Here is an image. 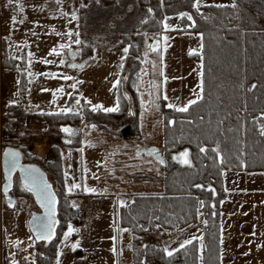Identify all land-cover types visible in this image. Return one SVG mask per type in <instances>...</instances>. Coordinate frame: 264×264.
<instances>
[{
	"label": "rangeland",
	"instance_id": "1",
	"mask_svg": "<svg viewBox=\"0 0 264 264\" xmlns=\"http://www.w3.org/2000/svg\"><path fill=\"white\" fill-rule=\"evenodd\" d=\"M84 4L87 6L81 13L80 9ZM232 4L233 0H195L194 6L200 9L207 5ZM184 15L190 19L188 13ZM139 17L135 0H118L104 7L95 0H0V154L6 147L17 148L22 153L24 164L48 169V180L58 196L57 176L52 172L61 167L64 191L63 197L59 198V205L61 202L62 210L69 208L76 212L77 220L85 215L83 209L71 203L73 198L85 195L79 185L80 155L85 162V169L91 170L100 181L93 184L92 179L87 177V189L95 185V190L98 191L93 192V195L112 194L115 197L122 193L132 196L163 193L162 167L151 158L135 155L137 149L147 148L148 145L157 147L163 155L162 115L158 98L159 48L155 39L157 34L145 30L132 31ZM80 19L83 22V33L79 31ZM163 24L166 29L178 28V17H167ZM115 35L118 37H114ZM124 39L138 51L140 69L134 82L140 105L142 104V116L141 110L138 114V135L126 140L105 133L91 124L89 118L82 115L80 100L88 103L94 112L109 113L118 110L117 94L128 53V46L121 47L118 43ZM111 41L115 42L113 46L108 45ZM1 42L4 44L3 48ZM90 46L93 61L81 69H67V64L71 61L82 62L87 56L83 52ZM70 51L75 54L73 58L69 57ZM3 53L8 60H23V70L3 69ZM22 80L25 81L23 93L20 92ZM22 105L28 106L30 113L78 116V123L65 124L71 127L68 133H62L60 128L49 132L45 123L42 129H38L32 125L34 119L28 117L21 122L17 115L10 116L7 113L10 106H19L25 112ZM7 114L10 117L6 119L4 116ZM82 123L85 126L81 131ZM256 124L258 135L264 121L258 118ZM14 126H20L22 131L13 133ZM80 133L79 149L75 143ZM55 150L59 152V163ZM96 161L99 162L98 165L95 164ZM54 165L56 168H51ZM2 183L0 166V264H38L33 252L35 243L26 227L31 212L37 211L35 204L15 176L11 196L16 202L13 208H17L8 209L1 193ZM73 195L76 196L71 197ZM261 201L263 206L264 196ZM90 203L88 209L96 213V220H91L89 225L87 223L80 229H76L71 222L67 224L56 244V264H136L138 256L132 253L130 230L127 229L131 235L130 243L127 236L123 248L121 243L124 239L118 238L117 248L111 201L95 199ZM129 204L128 201L127 205ZM115 207L113 206V214L116 219ZM120 207L122 205L118 206ZM203 207L204 200L198 197L202 217ZM261 210L258 205L254 208L257 227H264V214H261ZM118 211L123 212V209ZM116 226L121 228L118 222ZM153 229L163 233L157 226ZM173 233H166V242L161 248L167 256L175 253L168 252L169 247L171 248L169 239ZM39 248L45 250L42 245ZM78 249L84 251L83 256L74 255L73 251ZM237 257L232 254L223 255V262L264 264V251L257 250L254 255L245 258ZM197 264H202L199 254Z\"/></svg>",
	"mask_w": 264,
	"mask_h": 264
},
{
	"label": "trees",
	"instance_id": "2",
	"mask_svg": "<svg viewBox=\"0 0 264 264\" xmlns=\"http://www.w3.org/2000/svg\"><path fill=\"white\" fill-rule=\"evenodd\" d=\"M95 1L104 7L118 0ZM135 1L140 17L132 31L145 30L161 34L164 31L163 20L178 17L179 31L201 35L202 91L200 100L185 111L171 109L163 99L160 100L163 157L169 160L171 155L189 148L193 169H183L169 162L162 168V195L133 196L134 216L126 217L120 211L116 219L121 228L132 233V253L137 256L140 250L139 236L144 229L157 226L165 237L167 232L173 233L195 224L198 218V197L202 198L205 219L202 230V264H220L219 202L224 197L223 172L264 171V124L258 135L256 126V119L264 121V0H233L230 6L207 5L200 9L195 8V0ZM86 6L84 4L80 9L81 13ZM184 13H188L190 19ZM79 31H84L81 19ZM114 43L111 41L108 45L113 46ZM118 45L128 46L117 94L118 110L94 112L88 103L80 99L82 115L105 133L125 140L134 139L139 132L138 114L141 110L134 82L140 69L138 51L125 39ZM92 53V47H87L83 52L87 56L82 62L91 63ZM2 59L3 69L24 68L23 60H8L4 53ZM24 82L21 81V93ZM7 113L10 116L17 115L21 122L28 117L43 122L49 132H55L65 124H76L79 118L63 114L29 115L19 106H10ZM8 114L4 118H9ZM80 135L75 143L79 149ZM54 153L59 163V152L55 150ZM51 168H56V165ZM60 168L56 169L58 174L52 172L57 176L58 200L63 197L64 191ZM78 169L82 190L81 155ZM43 170L49 172L48 169ZM196 184L215 188L218 198L215 200L214 217L210 208L211 194L193 190ZM60 207L61 202L58 205L59 228L55 240L45 250L34 244L33 252L38 264H56V244L61 232L69 222L76 226L81 224L80 220L75 219L76 212L69 208L62 210ZM154 255L157 264H197L198 245L193 241L168 256L157 249Z\"/></svg>",
	"mask_w": 264,
	"mask_h": 264
},
{
	"label": "crops",
	"instance_id": "3",
	"mask_svg": "<svg viewBox=\"0 0 264 264\" xmlns=\"http://www.w3.org/2000/svg\"><path fill=\"white\" fill-rule=\"evenodd\" d=\"M164 21L165 19L162 22L163 27ZM155 39L159 48V101L163 99L169 108L177 111H185L190 105L201 98V35L188 31H179V27L173 29H166L164 27L163 33L157 34ZM171 103L172 105H170ZM25 112L29 115L40 114L36 112L30 113L29 108ZM32 125L38 129H42L45 126L44 123L37 121ZM148 146L150 147V145ZM98 163V161L95 162L97 165ZM81 164L82 190L85 195L81 198H73L71 203L79 207V209H83L85 215L80 218L81 224L79 226L75 225V228L80 229L87 223L89 225L91 220H96L97 217L94 216L96 213L94 211L90 212V209H88L91 200H109L111 201L112 220L116 229V245L118 248V238L124 239L121 243V246L124 248L127 240L130 243L131 235L125 228H116L117 219H115L113 214V206H116V216V213L119 212L118 209H123L126 217H132L134 216L133 196L127 193L116 194L115 197L112 194L103 196L93 195L96 187L94 185L93 188L87 189V177L88 179H92L93 184L100 182L99 178H95L91 170L85 169L84 160H81ZM222 178L224 197L219 202V248L220 264H225L223 262V255L232 254L238 256L237 258L239 256L245 258L254 255V252L257 250L264 251V227H257V218L254 211L255 206L258 205L260 210L262 208L261 214H264V205H261L263 203L261 197L264 196V171H224ZM80 199L81 201H78ZM128 201L131 205L130 208L127 205ZM119 205H122V207L118 208ZM203 218L201 210L198 208L197 222L175 231L171 235L169 239V241L171 240L169 245L171 248L169 247V250L167 249L168 252H176L189 243L196 241L198 244L199 260H201L203 247L202 230L205 223ZM127 236L128 239L126 240ZM73 253L77 256L84 255L82 249L75 250ZM130 257L132 262L131 252Z\"/></svg>",
	"mask_w": 264,
	"mask_h": 264
},
{
	"label": "water",
	"instance_id": "4",
	"mask_svg": "<svg viewBox=\"0 0 264 264\" xmlns=\"http://www.w3.org/2000/svg\"><path fill=\"white\" fill-rule=\"evenodd\" d=\"M75 56L73 51L69 52V57ZM86 65L85 62L71 61L67 64V69H81ZM85 123L81 124V131ZM60 131L68 133L71 127L62 126ZM137 157H147L153 159L162 168H165L170 162L180 168L193 169V162L191 159V151L189 148L171 155L169 160H166L159 150L150 146L147 148H139L136 150ZM0 166L3 177L1 185V193L4 196V202L8 209H13L15 199L12 198L11 192L13 190V180L17 177L21 188L28 193L37 209L36 212H31L30 217L26 223L27 230L36 245H42L43 249L55 240L59 228L58 219V196L53 189L52 183L48 180L46 172L36 165L24 164L22 162V153L19 149L13 147H6L0 154ZM193 190L203 191L206 194H211L210 208L212 210V217H214L215 200L218 198L215 188L211 185L203 186L196 184Z\"/></svg>",
	"mask_w": 264,
	"mask_h": 264
},
{
	"label": "built area",
	"instance_id": "5",
	"mask_svg": "<svg viewBox=\"0 0 264 264\" xmlns=\"http://www.w3.org/2000/svg\"><path fill=\"white\" fill-rule=\"evenodd\" d=\"M22 109L26 111L27 106L22 105ZM22 131L20 126H14L12 129L13 133H20ZM140 250L136 264H157V260L154 255V251L161 249L166 237H163L162 233L157 229H146L139 236ZM148 254V256H147Z\"/></svg>",
	"mask_w": 264,
	"mask_h": 264
},
{
	"label": "flooded vegetation",
	"instance_id": "6",
	"mask_svg": "<svg viewBox=\"0 0 264 264\" xmlns=\"http://www.w3.org/2000/svg\"><path fill=\"white\" fill-rule=\"evenodd\" d=\"M14 184V183H13ZM13 191V190H12ZM12 198H14L13 196H12ZM15 206H16V202H15Z\"/></svg>",
	"mask_w": 264,
	"mask_h": 264
}]
</instances>
